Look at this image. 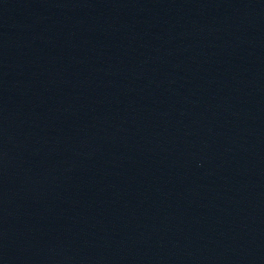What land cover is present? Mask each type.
Masks as SVG:
<instances>
[{"label":"water","instance_id":"water-1","mask_svg":"<svg viewBox=\"0 0 264 264\" xmlns=\"http://www.w3.org/2000/svg\"><path fill=\"white\" fill-rule=\"evenodd\" d=\"M0 264H264V0H0Z\"/></svg>","mask_w":264,"mask_h":264}]
</instances>
